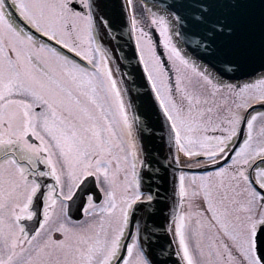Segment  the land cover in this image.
<instances>
[{
    "label": "snow or ice",
    "instance_id": "snow-or-ice-1",
    "mask_svg": "<svg viewBox=\"0 0 264 264\" xmlns=\"http://www.w3.org/2000/svg\"><path fill=\"white\" fill-rule=\"evenodd\" d=\"M129 6L0 0V264H264V0ZM125 26L142 102L112 65Z\"/></svg>",
    "mask_w": 264,
    "mask_h": 264
},
{
    "label": "water",
    "instance_id": "water-1",
    "mask_svg": "<svg viewBox=\"0 0 264 264\" xmlns=\"http://www.w3.org/2000/svg\"><path fill=\"white\" fill-rule=\"evenodd\" d=\"M157 1L163 5H176L180 0H149ZM109 3H121L123 0H108ZM116 40L119 41L123 47L117 51L116 56L119 58L114 59L115 63H119L121 79L129 89V95L136 101L142 102L145 96V85L141 79L142 66L138 64L137 59L134 58V38L129 34L127 27L118 28L116 30ZM116 40H113L112 46L116 44ZM107 43V42H106ZM148 127H152L150 122H147ZM145 147L149 153L153 156V167L150 170V174L153 176L164 177V169L162 168L163 161L168 151L166 137L162 140L159 137L145 134ZM160 169L158 173L156 170ZM170 172V169L168 170ZM167 182V181H166ZM166 203L163 200L158 201L157 210L153 215V220L150 222L153 231L147 241V247L149 255L159 261L166 260V245L167 235L163 232V224L166 213Z\"/></svg>",
    "mask_w": 264,
    "mask_h": 264
},
{
    "label": "rangeland",
    "instance_id": "rangeland-1",
    "mask_svg": "<svg viewBox=\"0 0 264 264\" xmlns=\"http://www.w3.org/2000/svg\"><path fill=\"white\" fill-rule=\"evenodd\" d=\"M134 1L137 2L138 0H133V2H134ZM130 7H132L131 10H130V12L134 11V7H133V6H130ZM150 9H151L150 6L146 7V14H147V15H149V10H150ZM142 10H143V9H142ZM140 12H141V11H139V10L135 11L136 16H137V19H140V18H141V17H140ZM145 30H146V29H145ZM178 46H179V44H178ZM116 75H117V77H119V76H118V73H116Z\"/></svg>",
    "mask_w": 264,
    "mask_h": 264
}]
</instances>
